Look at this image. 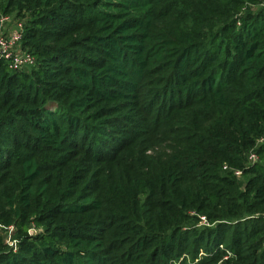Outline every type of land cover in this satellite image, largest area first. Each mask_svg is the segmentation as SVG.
<instances>
[{
  "label": "trees",
  "instance_id": "trees-1",
  "mask_svg": "<svg viewBox=\"0 0 264 264\" xmlns=\"http://www.w3.org/2000/svg\"><path fill=\"white\" fill-rule=\"evenodd\" d=\"M247 2L0 0L31 14L37 61L0 58V264H264V8L238 25Z\"/></svg>",
  "mask_w": 264,
  "mask_h": 264
},
{
  "label": "built area",
  "instance_id": "built-area-1",
  "mask_svg": "<svg viewBox=\"0 0 264 264\" xmlns=\"http://www.w3.org/2000/svg\"><path fill=\"white\" fill-rule=\"evenodd\" d=\"M9 21V15L0 13V58L4 59L12 70H20L24 66H35L36 58L30 52L21 51V43L24 34V26L22 23H18V28L15 31H9L7 23ZM258 143H264V137L258 140ZM258 156L251 152L249 159L251 162H255ZM227 168V166H224ZM236 175H240L241 171L236 170ZM203 223H207L205 216H201ZM11 227V226H10ZM13 231V230H12ZM12 231L10 235H12ZM12 236L6 238L7 243L14 249L17 246V240L11 239Z\"/></svg>",
  "mask_w": 264,
  "mask_h": 264
},
{
  "label": "rangeland",
  "instance_id": "rangeland-1",
  "mask_svg": "<svg viewBox=\"0 0 264 264\" xmlns=\"http://www.w3.org/2000/svg\"><path fill=\"white\" fill-rule=\"evenodd\" d=\"M262 8H264V0H255V2H247V3H244V4H242L241 5V8L240 9H235L234 10V18L238 21V25H240L241 24V19L243 18V17H245V16H247V15H255V14H257L259 11H260V9H262ZM31 16V14H27L26 16H24V17H21V16H17L16 15V13H13V14H11V15H9V21H8V23H7V27H8V30L9 31H15V30H17V28H18V23H22L23 24V26H24V28H25V24H26V22H27V20L29 19V17ZM232 17V18H233ZM21 51L22 52H29L27 49H24V48H22V45H21ZM31 53V52H30ZM32 54V53H31ZM33 55V54H32ZM36 58V57H35ZM36 63H37V61H36ZM37 65V64H36ZM35 65V66H36ZM35 66H24L22 69H20V70H31L32 68H34ZM160 75H164V74H157V76H160ZM166 75V74H165ZM177 129H179L180 127L178 126V127H176ZM169 131V140H168V142L169 141H171L172 140V137L174 136V130H168ZM160 137H157L156 139L157 140H160L159 139ZM167 142V143H168ZM150 150V149H149ZM150 152H152V151H148V153L150 154ZM14 229V227L13 226H11V227H7V230H6V238H8L9 239V237L10 236H12V238H13V235H10V232L12 231ZM41 229L42 228H37V227H31L30 228V232H32V233H34V234H36L37 232H40L41 231ZM11 238V239H12ZM202 254H204V252H201L200 253V255H202ZM187 258V254H183L182 256H181V258H180V260L179 261H182L184 258Z\"/></svg>",
  "mask_w": 264,
  "mask_h": 264
}]
</instances>
